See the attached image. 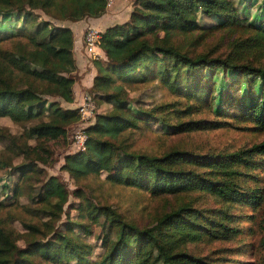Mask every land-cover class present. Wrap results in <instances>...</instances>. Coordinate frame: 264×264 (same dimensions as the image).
Here are the masks:
<instances>
[{"label": "trees", "instance_id": "obj_1", "mask_svg": "<svg viewBox=\"0 0 264 264\" xmlns=\"http://www.w3.org/2000/svg\"><path fill=\"white\" fill-rule=\"evenodd\" d=\"M107 5V0H0V118L20 124L24 138L18 142L13 134L2 137L9 139L13 151L23 158L22 163L12 167L19 176L30 173L36 164L47 163L51 156L48 143L66 139L70 126L79 120L78 110L71 107L76 82L74 36L65 22L99 18L106 13ZM256 5L259 19L251 18L250 10H243L236 0H134L129 20L103 30L100 48L107 61L92 60L96 72L85 89L91 98L112 104V110L94 115L84 128V149L65 153L60 168L76 179L107 172L106 179L112 183L136 186L155 195L199 190L226 204L261 203L260 188L240 190L243 176L239 168L252 163V154L264 153V140L234 152L173 150L154 156L111 139L123 131L138 129L141 124L158 121L173 134L219 126L218 122L204 119L168 124L169 119L160 117L169 108L167 105L152 109L128 106L123 97L124 85L142 83H156L173 94L199 102H205L209 95L208 106L213 101L220 106L233 101L238 103L236 112L253 125L249 128L264 130V64L243 62L240 53L191 54L168 41L170 33L200 30V12L214 19V29H228L230 34L234 26H243L255 32L247 39H238L236 46L264 47V0ZM34 9H41L51 19H41ZM219 71L232 78L247 79V86L243 90L238 85L230 87L232 83L227 82L214 94L217 87L212 75ZM192 108L190 105L187 111ZM226 110L216 111L223 116ZM172 112L170 121L183 113L177 109ZM11 186L5 185L11 189L2 193L1 207L14 206L19 201L20 185ZM36 198L37 204L49 205L60 213L68 192L63 182L51 175L40 185ZM84 208L76 207L102 226L103 235L96 237L104 250L95 258L93 244L70 234L77 226L90 235L87 225L68 221L65 231L56 229L38 238L39 228L25 224L32 237L24 239L22 246L12 231L0 225V264H35V256L55 264H71L70 259L75 264H210L202 257L172 252L163 235L174 229L188 238L216 236L214 232L219 233L225 226L221 212L219 219L213 212V217H208L203 214L205 210L187 202L146 227L125 221L111 206L89 201ZM30 211L40 218L59 215L45 207Z\"/></svg>", "mask_w": 264, "mask_h": 264}, {"label": "rangeland", "instance_id": "obj_2", "mask_svg": "<svg viewBox=\"0 0 264 264\" xmlns=\"http://www.w3.org/2000/svg\"><path fill=\"white\" fill-rule=\"evenodd\" d=\"M114 1L109 0L107 7L112 6ZM236 1H239L243 10H250L251 18L259 19L261 17L259 14L260 9L256 5L259 0H252L254 1L253 4H249L248 0ZM33 11L41 19H51L41 9H34ZM197 19L200 30L190 33L181 31L170 33L168 41L177 48L191 54L207 51L211 52L212 55L240 53V60L243 62L254 65L264 64L263 46L255 47L248 44H243L241 48L236 46L238 39H247L248 36L254 35L253 30L243 26H234L229 34L228 31L226 32L228 29H214L215 24L213 23L215 22L211 17L198 12ZM86 32L87 28L83 32V48L87 57V64L82 73L90 77L92 75V60L95 58L85 50ZM99 32L101 35L102 32ZM159 36L162 37L163 33H160ZM101 53L103 54L101 59L107 61L102 50ZM73 75L76 77V82L81 78L77 66ZM212 79L217 87L214 94L227 82L232 83L230 87L235 88L238 85L243 90L247 86V79L242 77L240 79L239 76L232 78L222 71L213 74ZM258 83L259 81H256L255 88H257ZM85 89H83L80 96L81 100H77V97H75L76 101L71 105L75 109L78 108L83 97L88 95L91 98V95L86 93ZM124 89L123 97L130 107L152 109L153 107L167 105L169 108L164 110L160 117L169 119L168 124L204 119L218 122L219 125L205 130L173 134L168 133L165 126L158 121L151 122L148 125L141 124L138 129L126 130L111 137L113 141L124 143L136 152L154 156H161L173 150H187L193 153L234 152L247 149L264 140V130L249 128L253 125L243 115L236 112L238 103L233 101L227 102L223 106H220L217 101H213L211 106H208L209 95L206 96L207 100L205 102H199L173 94L167 88H163L156 83L124 85ZM190 89H193V86L187 91ZM91 101L94 105L93 117L96 113H105L112 110V104L108 102L95 100L93 96ZM190 105H193V108L188 112L187 109ZM176 109L182 110L183 113L179 114V119L170 121V118L174 116L172 111ZM217 109L227 110L225 115L222 116L216 111ZM81 126L79 120H77L70 126L66 139L49 142L48 147L51 156L47 163L36 164L30 173L19 176L16 171L12 170V167L22 163L23 158L17 156L10 146L9 139L7 140L2 135H16L18 142H22L24 138L23 128L7 117L0 118V200L4 197L2 193L9 192L11 189L5 188V185L13 186L15 183L20 185L18 203L10 207L0 206V225L13 232L20 246L24 244V239H31L32 237V231L26 228L25 224L39 228L40 233L36 234V237L44 238V235H48L56 229L65 231L66 223L71 221L87 225L91 231L90 235H86L84 229L74 226L75 228L70 234L80 236V240L85 243L93 244L92 257L95 258L97 254L104 250L101 247V240L96 237L99 234L103 235V232L101 231L102 226L93 222L84 210L89 205V201L96 205L111 206L125 221L140 227L153 226L163 214L187 202L198 210H205L203 214L208 217L214 216L219 219V216L223 215L225 226L219 230V233L214 232L216 236L196 238H188L185 233L182 235V232L175 233L174 229H169L162 239L164 242L169 243L168 246L172 249V252H184L195 257H202L205 262L210 264H264V153L252 154V163L241 164L239 168L243 176L240 181V190L260 188L263 196L261 203L254 201L253 204L245 202L226 204L214 195L199 190L155 195L136 186L112 183L106 179L107 172L76 179L71 177L65 170H62L60 167L63 164L65 153L83 150H78L77 145L74 143V135ZM29 142L34 143L33 140ZM51 175L56 176L63 182L68 192V200L62 204L60 213L49 205L37 204L36 197L39 187ZM77 206H85L84 211L82 213L78 212ZM34 207H45L51 209L54 213H59V215L52 214L45 218L36 217L30 211ZM219 212H221L220 215H218ZM102 220L103 217L101 216L100 221L102 222ZM112 237H114V233H112ZM34 260L35 264H55L39 256H35ZM70 261L71 264L76 263L73 259H70Z\"/></svg>", "mask_w": 264, "mask_h": 264}, {"label": "crops", "instance_id": "obj_3", "mask_svg": "<svg viewBox=\"0 0 264 264\" xmlns=\"http://www.w3.org/2000/svg\"><path fill=\"white\" fill-rule=\"evenodd\" d=\"M133 1L134 0H115L112 6L107 7L106 13L99 18H87L76 22L65 23L72 29L73 32V54L78 72L81 74L79 81L75 82L73 85L74 95L77 97V100H81L80 96L83 93V89L88 88L91 85L96 72L94 66H92V75L90 77L82 73V71L86 69L84 67L87 64V57L85 56L83 48V32L89 27L96 28L97 30L103 32V30L109 26L126 22L129 20Z\"/></svg>", "mask_w": 264, "mask_h": 264}, {"label": "built area", "instance_id": "obj_4", "mask_svg": "<svg viewBox=\"0 0 264 264\" xmlns=\"http://www.w3.org/2000/svg\"><path fill=\"white\" fill-rule=\"evenodd\" d=\"M100 39L101 35L99 31L94 28H89L87 30L85 34V50L95 59L103 57V54L101 53L99 47ZM77 110V113L79 115V124H81L82 126L79 128V130H77L74 135V143L77 145L79 150L84 149L86 140V133L84 132V128L86 127L88 122L93 118L94 113V105L88 95L82 98V101L79 103Z\"/></svg>", "mask_w": 264, "mask_h": 264}]
</instances>
